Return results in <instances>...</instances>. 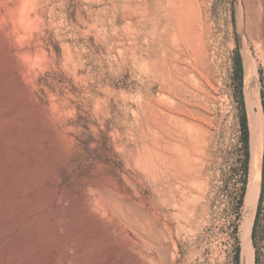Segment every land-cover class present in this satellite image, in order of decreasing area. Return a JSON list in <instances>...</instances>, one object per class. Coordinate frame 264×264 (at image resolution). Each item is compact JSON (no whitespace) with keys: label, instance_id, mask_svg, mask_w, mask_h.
<instances>
[{"label":"rangeland","instance_id":"obj_1","mask_svg":"<svg viewBox=\"0 0 264 264\" xmlns=\"http://www.w3.org/2000/svg\"><path fill=\"white\" fill-rule=\"evenodd\" d=\"M261 5L0 0V30L14 42L18 70L16 194H29L38 208L17 227V264H48L56 249L65 252L54 264H242L251 147L246 170L235 58L243 60L250 131L247 58L259 73L252 109L264 118ZM5 58L0 48V66ZM98 194L125 196L135 219V205L148 211L160 240L147 248L117 219L95 221L86 204ZM162 227L173 238L168 254ZM259 231L264 250V195Z\"/></svg>","mask_w":264,"mask_h":264},{"label":"bare ground","instance_id":"obj_2","mask_svg":"<svg viewBox=\"0 0 264 264\" xmlns=\"http://www.w3.org/2000/svg\"><path fill=\"white\" fill-rule=\"evenodd\" d=\"M260 9H263V10L259 13L260 15L259 19H260V22L263 24L262 26H264V5H261ZM263 30H264V27H263ZM2 34L3 33H1V30H0V48L3 50L5 56L7 57L5 58V60L8 59L9 63L8 65L3 66L2 64V66H0V141H3V144H0V259L6 260L8 262L7 264H17V261H16V258L18 255L17 240H16L17 227L20 225V223L26 224L25 226L27 227V225L31 221L30 219H32V216L35 214V211H37L38 208L35 206V202L33 201L34 199L32 200L29 197V194H16L17 183L14 179V176L16 174L17 169H16V153H15L13 144L15 142V134H17L16 133V117H17L16 85H17V71L18 70H16L17 68L15 67V64H14L15 54L13 51V45L11 44V43L14 44V42L11 41V43L9 44L8 43L9 39L7 40L6 37L3 36L4 34L3 35ZM253 59L247 58L246 63H245L246 64L245 93H246L247 102L249 106L251 107L250 113H249L250 114L249 118H250L251 162H250L249 183H248L247 192H246L245 201H244L245 213L243 215L244 216L243 221L240 226V235H241V242H242V259H243L242 264H254V260H255V248H254L253 241H252V229H253L255 214H256V210H257V206H258V202L260 198V193H261V187H262V163H263V154H264L263 113L262 111L257 113L255 110H253L254 108L252 107L253 104L257 103V100L260 99L259 86H257L258 84L255 83L256 77L259 73L257 71V65L255 64L256 62H254L255 59L254 60ZM0 62H2V60ZM2 84L5 87L4 92L1 91ZM3 115H6V117L4 118V120L2 118L3 120L2 121L1 116ZM203 140L204 139H202L201 137L196 139L197 152L201 153V150L199 148L202 145ZM196 160L197 162L202 161V158L197 157ZM4 177H5V180H4ZM105 190L107 191V188L104 189V191ZM97 196L98 198L96 199V201H98V203L100 202L99 204L98 203L96 204V201L93 200V198L91 197L90 198L87 197L88 200L89 199L91 200V202H87L86 204L90 213H92L93 219L95 221L99 222L100 220L99 218L101 216L106 217L108 219H117L118 222H120L127 229L133 232L136 238L138 239V241L142 243L144 247H147V248L148 247L151 248L152 243H154L156 239L158 240L159 238L160 240V237L157 236V229L155 227V224H153L155 222H152L153 221L152 215L148 211H145L138 205L137 206L135 205L133 208L131 204V207L136 212H139L141 215L139 216L137 214L139 217L135 219L134 216L132 217L130 216L131 215L130 213H129L130 215L127 213L128 203L126 202L125 196L120 195L119 196L120 199H117L118 197L116 198L113 194H98ZM59 197L62 198L63 197L62 194ZM59 197L55 195L53 198L56 204L60 203ZM60 204L62 205V203ZM82 210L84 209L82 208ZM97 213H100V215H97ZM52 218L54 219V217ZM70 223H71V220L69 224ZM49 230L52 231V229H49ZM160 230L162 231L163 236H165V238L167 237V240H165L164 243L163 241L161 243H162V249L163 251H165L164 253L168 254L171 251L173 238H172L170 231L169 232L167 231L168 229L162 227L158 230L159 231L158 234L160 233ZM30 233L31 232H29L28 235ZM130 238L132 237H129V239ZM29 239L30 238H26L25 241L23 240L24 243L26 244L29 241ZM53 239H52V242H53ZM40 240L41 239H39V241ZM45 241L49 242L47 241V239ZM33 246H34V243H33ZM28 247H30V244ZM157 248H160V247H157ZM63 251H64L63 249L62 251L60 249H56L51 254L50 260H49L50 262H48V264L49 263L54 264L60 261V259L64 255ZM166 254H164L163 256H165ZM141 255H143V253ZM22 256H25V255H22ZM143 257L147 258L148 256L147 254L145 255L144 253ZM164 258L166 259V257ZM125 259L127 258L125 257Z\"/></svg>","mask_w":264,"mask_h":264},{"label":"trees","instance_id":"obj_3","mask_svg":"<svg viewBox=\"0 0 264 264\" xmlns=\"http://www.w3.org/2000/svg\"><path fill=\"white\" fill-rule=\"evenodd\" d=\"M235 81L237 84V88L239 90L240 100L242 104V115H241V124L243 129V141L245 145V169L247 170L250 151H249V143H250V131H249V124L247 113L245 109V100L243 95V80H244V68H243V60L241 54L238 52L235 58ZM263 165H264V155H263ZM245 188V187H244ZM247 190V189H246ZM264 195V181L262 185V192L260 196V201L257 208L256 218L254 220L253 229H252V241L255 248V260L254 264H264V250L261 246V235L259 231V217H260V210L262 204V198ZM244 200V194L241 195L239 198V202L242 203ZM240 259V247L236 250V260L239 262Z\"/></svg>","mask_w":264,"mask_h":264}]
</instances>
